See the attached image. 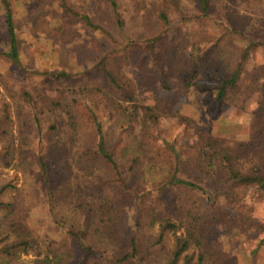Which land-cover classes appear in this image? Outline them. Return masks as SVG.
Returning a JSON list of instances; mask_svg holds the SVG:
<instances>
[{
  "label": "rangeland",
  "instance_id": "374dc122",
  "mask_svg": "<svg viewBox=\"0 0 264 264\" xmlns=\"http://www.w3.org/2000/svg\"><path fill=\"white\" fill-rule=\"evenodd\" d=\"M6 1L20 62L6 58L0 0V200L16 206L36 246L12 264H62L67 232L82 229L87 264H167L176 237L169 233L164 249L155 246L160 221L207 208L205 196L175 186L176 178L216 195L211 239L224 247L226 264H264V247L257 252L264 202L229 205L217 196L215 174L225 150H236L241 168H249L254 153L243 156L240 148L255 126L264 127V80L245 103L241 91L240 107L218 105L211 90L212 62L230 74L247 51L245 76H264V45L257 43L264 41V0H213L209 17L198 0ZM239 10L249 16L243 36L228 25ZM197 70L204 90L189 88ZM101 129L118 170L98 155ZM209 158H216L212 166ZM6 214L0 207V224L12 228Z\"/></svg>",
  "mask_w": 264,
  "mask_h": 264
},
{
  "label": "trees",
  "instance_id": "16d2710c",
  "mask_svg": "<svg viewBox=\"0 0 264 264\" xmlns=\"http://www.w3.org/2000/svg\"><path fill=\"white\" fill-rule=\"evenodd\" d=\"M3 5L6 12V25L9 36V51L6 53V58L10 62L18 64L20 62V54L18 41L15 35L12 8L6 0H3ZM112 5L117 12V5L114 1H112ZM198 5L206 17H209L213 13V0H198ZM159 15L164 24L170 28L172 22L167 13L161 12ZM230 15L232 17L231 20H229L228 25L233 27V30L235 31L239 30L240 35L243 36L247 31L246 28H244V25L249 22V16H246L247 14L240 10L238 12H233ZM83 20H85L87 27L90 29H98L92 24L89 17H85ZM119 25H122L120 20ZM257 43L259 45H264V41L261 42L260 39ZM210 53V51H205L206 55L210 56ZM247 58L248 51L245 53L239 66H237L230 74L224 73L219 65L212 62L211 68H213V74L211 75V83L213 85L211 86V90L215 94V100L218 105L230 104L238 107L240 105L238 97L241 91H243L241 94V100L245 103V101H248L259 88L260 81L264 80V76L259 77L257 76L258 74L255 76L252 75L250 78L245 76L244 72ZM157 66L163 82L166 83V72L162 70V67L158 64ZM197 72L198 70L195 71L193 76L189 79V88H193L196 91L204 90L203 82L197 79ZM106 75V78H108L112 86L121 92L122 97L128 102H132L134 99L133 96H130L128 92L126 93L125 87L119 85L113 73L106 71ZM261 88L264 93V85H262ZM27 101L30 104L32 98ZM248 139L249 142H245L246 145H242L240 151L243 156L248 153H254V157L250 159L249 168L246 170L241 168L239 161L242 156H236V150L233 151V153L226 150L222 151V158H220L219 166L215 168V174L221 185V188L216 189L217 196L224 197L226 202L235 208L245 206L248 201H251L252 204H255L257 201L264 202L263 125L255 126L253 134H251ZM97 152L98 155L102 157L101 159L113 169H119L112 153L107 150L105 136L102 133V129L99 133ZM247 157L249 158V156ZM215 159L216 158H209V166L213 165ZM42 168L45 173H49L48 164L43 162ZM173 182L175 186L188 188L189 190L202 194L203 197L205 196L207 208H195L194 210L187 212L186 217L183 215V218H179L178 220H173L169 217L160 221L154 245L158 246L160 249H164L167 235L173 233L176 237V241L167 264H180V262L182 264H226L227 258L225 256L224 247L213 242L211 239L213 230L218 224V216L214 215L216 211V195L212 191L190 181L176 178ZM0 207L7 213L6 219L8 217H14L8 221V224L11 223L12 228L8 227L6 222L5 224H0V263L12 264V261L16 258L19 252L27 253L31 247L36 249V246L35 242L32 245L33 238L24 232L27 227H25V225L23 226V218L19 217L16 206L10 203L6 204L0 200ZM238 215L237 212V216ZM260 227L262 238L257 244V252L264 247V224ZM10 231L16 233L17 238L14 237L10 240L12 235ZM67 235L68 240L70 241V246L67 250V256H69V258L62 260V264H87L91 253L90 248L86 244L87 234L85 229L69 230ZM135 242V240L132 242L134 245L133 257L138 253V248L136 247ZM129 256L119 258L117 261L123 263L124 260L132 257Z\"/></svg>",
  "mask_w": 264,
  "mask_h": 264
}]
</instances>
